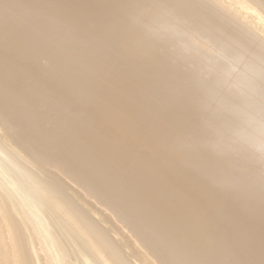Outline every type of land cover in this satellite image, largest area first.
Here are the masks:
<instances>
[{
  "label": "bare ground",
  "instance_id": "6f19581e",
  "mask_svg": "<svg viewBox=\"0 0 264 264\" xmlns=\"http://www.w3.org/2000/svg\"><path fill=\"white\" fill-rule=\"evenodd\" d=\"M0 264H264V0H0Z\"/></svg>",
  "mask_w": 264,
  "mask_h": 264
},
{
  "label": "rangeland",
  "instance_id": "374dc122",
  "mask_svg": "<svg viewBox=\"0 0 264 264\" xmlns=\"http://www.w3.org/2000/svg\"><path fill=\"white\" fill-rule=\"evenodd\" d=\"M43 62L45 63V60Z\"/></svg>",
  "mask_w": 264,
  "mask_h": 264
}]
</instances>
